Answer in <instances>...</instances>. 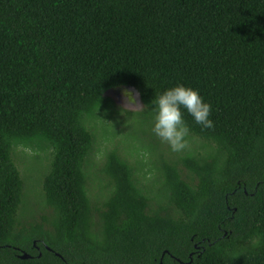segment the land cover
Instances as JSON below:
<instances>
[{"label": "trees", "instance_id": "trees-1", "mask_svg": "<svg viewBox=\"0 0 264 264\" xmlns=\"http://www.w3.org/2000/svg\"><path fill=\"white\" fill-rule=\"evenodd\" d=\"M179 84L212 106L211 129L185 112L205 153L111 151L93 200L106 94L137 91L151 129ZM19 148L51 156L39 224ZM0 264H264V0H0Z\"/></svg>", "mask_w": 264, "mask_h": 264}, {"label": "rangeland", "instance_id": "rangeland-1", "mask_svg": "<svg viewBox=\"0 0 264 264\" xmlns=\"http://www.w3.org/2000/svg\"><path fill=\"white\" fill-rule=\"evenodd\" d=\"M124 89L134 94L138 104L143 108L141 112L134 114L129 112L123 116L119 114L121 107H128V102L123 96ZM104 105L109 110L104 111L103 120H99L94 125L97 143L93 165L89 170L88 189L91 198L95 201H100L107 196L108 177L103 172V168L106 156L111 151L118 150L119 154L133 165L138 161H142L146 165V173L154 169L160 154L166 157L172 155L174 157L177 155L182 156L186 150H192L196 155L205 153L200 142L191 141L185 151L181 153L172 152L166 143L161 142L153 134L152 128L148 129L146 127L143 119L136 118L138 114L146 110V107L140 94L132 88H120L108 92L105 96ZM151 149L155 150L156 153L154 154ZM15 161L26 185L25 214L23 218L30 224H39L50 215V210L45 205L43 179L50 166L51 156H49V153L46 154L44 150L38 152L30 148H19L15 153ZM156 173L148 174L147 179H143V183H149L150 180L156 177L153 176Z\"/></svg>", "mask_w": 264, "mask_h": 264}, {"label": "clouds", "instance_id": "clouds-1", "mask_svg": "<svg viewBox=\"0 0 264 264\" xmlns=\"http://www.w3.org/2000/svg\"><path fill=\"white\" fill-rule=\"evenodd\" d=\"M123 96L128 102V107H121L120 115L139 113L143 110L131 91L124 89ZM153 104L155 115L152 132L174 153L185 151L190 144L191 128L185 120V112L203 128L211 129L215 126L211 119V104L205 102L200 92L192 87L179 84L169 88L156 97Z\"/></svg>", "mask_w": 264, "mask_h": 264}, {"label": "water", "instance_id": "water-1", "mask_svg": "<svg viewBox=\"0 0 264 264\" xmlns=\"http://www.w3.org/2000/svg\"><path fill=\"white\" fill-rule=\"evenodd\" d=\"M23 259H28V257L25 255V256L23 257Z\"/></svg>", "mask_w": 264, "mask_h": 264}]
</instances>
